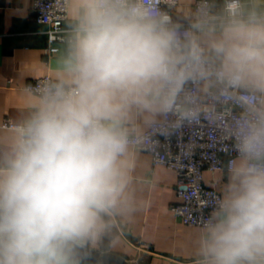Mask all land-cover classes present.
<instances>
[{
	"label": "clouds",
	"instance_id": "1",
	"mask_svg": "<svg viewBox=\"0 0 264 264\" xmlns=\"http://www.w3.org/2000/svg\"><path fill=\"white\" fill-rule=\"evenodd\" d=\"M58 51L0 126V264H83L130 194L152 129L235 100L190 264H264V0H53ZM195 87L196 91L191 89Z\"/></svg>",
	"mask_w": 264,
	"mask_h": 264
},
{
	"label": "crops",
	"instance_id": "2",
	"mask_svg": "<svg viewBox=\"0 0 264 264\" xmlns=\"http://www.w3.org/2000/svg\"><path fill=\"white\" fill-rule=\"evenodd\" d=\"M33 2L0 0V126L14 118L23 87L43 76L51 60L45 53L49 26L36 19ZM177 182L176 171L155 165L141 151L129 191L134 202L150 199L151 206L118 214L110 237L95 250L131 264H190L197 226L182 223L173 212L181 202ZM204 184L215 189L212 171H204Z\"/></svg>",
	"mask_w": 264,
	"mask_h": 264
},
{
	"label": "built area",
	"instance_id": "3",
	"mask_svg": "<svg viewBox=\"0 0 264 264\" xmlns=\"http://www.w3.org/2000/svg\"><path fill=\"white\" fill-rule=\"evenodd\" d=\"M53 0H34L33 11L36 19L49 26L48 46L45 53L52 57L61 43L65 17L56 15L54 23L45 22L48 6ZM36 80L30 84H35ZM196 91L195 87L191 89ZM201 104L214 103L218 113V122L207 119L188 122L182 126L164 124L149 133V139L143 146L144 152L152 156L155 165H164L176 171L178 176L177 194L181 202L173 207V212L182 223L198 226L205 208V197L214 189L204 184V171L218 170L221 161L227 159L229 151L228 136L224 134L235 110V100L227 96L212 101L203 93L198 94ZM9 121L3 125L8 124ZM213 172V171H212Z\"/></svg>",
	"mask_w": 264,
	"mask_h": 264
},
{
	"label": "water",
	"instance_id": "4",
	"mask_svg": "<svg viewBox=\"0 0 264 264\" xmlns=\"http://www.w3.org/2000/svg\"><path fill=\"white\" fill-rule=\"evenodd\" d=\"M83 263L90 264H131L125 258L114 253H101L95 249L83 252Z\"/></svg>",
	"mask_w": 264,
	"mask_h": 264
}]
</instances>
